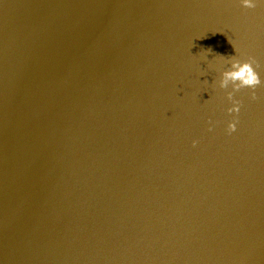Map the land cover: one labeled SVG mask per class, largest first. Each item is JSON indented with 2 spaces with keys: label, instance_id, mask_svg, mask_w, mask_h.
I'll list each match as a JSON object with an SVG mask.
<instances>
[{
  "label": "water",
  "instance_id": "95a60500",
  "mask_svg": "<svg viewBox=\"0 0 264 264\" xmlns=\"http://www.w3.org/2000/svg\"><path fill=\"white\" fill-rule=\"evenodd\" d=\"M218 55L264 79V4L0 0V264H264V85L228 113Z\"/></svg>",
  "mask_w": 264,
  "mask_h": 264
},
{
  "label": "clouds",
  "instance_id": "9594fccd",
  "mask_svg": "<svg viewBox=\"0 0 264 264\" xmlns=\"http://www.w3.org/2000/svg\"><path fill=\"white\" fill-rule=\"evenodd\" d=\"M240 5L245 9H253L257 4H264V0H239ZM221 59V66L218 68V78L215 80L219 89L224 90L230 106L227 112L236 114L240 112L241 101L236 98V93L241 89H251L250 98L255 100L257 98L256 88L264 85V79L257 71L259 62L255 57H248L241 59L237 55L225 57L218 55ZM211 127V125H210ZM237 118L234 116L227 123V131L229 133L236 131ZM195 144L196 141H193Z\"/></svg>",
  "mask_w": 264,
  "mask_h": 264
}]
</instances>
